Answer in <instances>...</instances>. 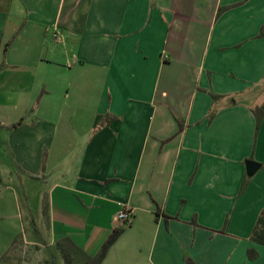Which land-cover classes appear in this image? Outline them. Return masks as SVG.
<instances>
[{
    "label": "crops",
    "instance_id": "obj_1",
    "mask_svg": "<svg viewBox=\"0 0 264 264\" xmlns=\"http://www.w3.org/2000/svg\"><path fill=\"white\" fill-rule=\"evenodd\" d=\"M263 30L264 0H0V128L50 245L95 257L124 229L102 264H264ZM1 182L0 264H26L39 238Z\"/></svg>",
    "mask_w": 264,
    "mask_h": 264
},
{
    "label": "rangeland",
    "instance_id": "obj_2",
    "mask_svg": "<svg viewBox=\"0 0 264 264\" xmlns=\"http://www.w3.org/2000/svg\"><path fill=\"white\" fill-rule=\"evenodd\" d=\"M0 172L3 175L2 184L10 181L16 188L18 197L24 213L26 214V227L32 238L38 237L39 245L30 244V237L23 239L14 250L11 256L15 257L21 263L26 264H50L52 253L59 257L58 263L65 264L60 252L54 245H50L51 237L48 226L43 217L42 202L44 187L37 181L24 175L13 162L11 150L8 144V132L0 128ZM11 173V174H10ZM28 207L32 210V216L27 214ZM29 236V235H28ZM85 259L77 256L74 264H82Z\"/></svg>",
    "mask_w": 264,
    "mask_h": 264
},
{
    "label": "trees",
    "instance_id": "obj_3",
    "mask_svg": "<svg viewBox=\"0 0 264 264\" xmlns=\"http://www.w3.org/2000/svg\"><path fill=\"white\" fill-rule=\"evenodd\" d=\"M261 36H264V30L262 31ZM10 48V44H8L5 49H4V58L6 57V54ZM7 67V64L4 60V62L0 65V74L2 71ZM215 98V96H214ZM34 112V109L30 112V115ZM214 113L211 114V117H214ZM254 115L256 117V133H255V138H257L259 131L261 129L263 120H264V103L254 109ZM117 117L111 114H107L103 117L100 125L97 128V131L101 130L102 128L108 126L111 122L116 120ZM25 118L21 119L20 122L10 125L7 127L8 130H13L17 128L18 126L22 125L25 122ZM184 122L180 121V132L184 130ZM0 181H2L0 179ZM44 215L46 218H49V204L47 200L44 203ZM124 232V229L121 230H116L110 238L107 240V242L104 244L102 250L100 253L95 256H89L82 248H80L72 239L70 238H65L57 243H55V248H57L60 252V256L63 258L65 264H74L77 256L85 259L82 264H102L105 258L108 255V252L110 248L116 243V241L120 238L122 233ZM251 241L253 243H256L258 245L264 246V210L262 211L256 227L253 231V234L251 236ZM248 257L250 260H255L259 257L258 252L255 249H250L248 252ZM59 257L54 256L52 253V258L50 261V264H59L58 263ZM185 262L186 264H197L196 261L190 257V256H185Z\"/></svg>",
    "mask_w": 264,
    "mask_h": 264
},
{
    "label": "water",
    "instance_id": "obj_4",
    "mask_svg": "<svg viewBox=\"0 0 264 264\" xmlns=\"http://www.w3.org/2000/svg\"><path fill=\"white\" fill-rule=\"evenodd\" d=\"M247 167H248V174L252 176L256 173L260 165L254 161H247Z\"/></svg>",
    "mask_w": 264,
    "mask_h": 264
},
{
    "label": "built area",
    "instance_id": "obj_5",
    "mask_svg": "<svg viewBox=\"0 0 264 264\" xmlns=\"http://www.w3.org/2000/svg\"><path fill=\"white\" fill-rule=\"evenodd\" d=\"M118 219L122 221H129L131 219V214L128 212V210H123L119 213Z\"/></svg>",
    "mask_w": 264,
    "mask_h": 264
}]
</instances>
